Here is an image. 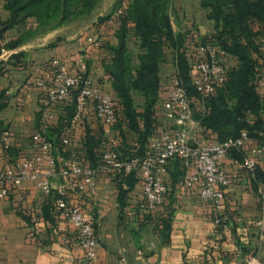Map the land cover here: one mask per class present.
Returning a JSON list of instances; mask_svg holds the SVG:
<instances>
[{"label": "crops", "instance_id": "crops-1", "mask_svg": "<svg viewBox=\"0 0 264 264\" xmlns=\"http://www.w3.org/2000/svg\"><path fill=\"white\" fill-rule=\"evenodd\" d=\"M201 2L199 7L211 33L214 21L207 17ZM180 7L186 9L182 4ZM4 11L7 17L8 11ZM102 15V11L96 13V17ZM108 20L98 25L94 19L89 30L64 37L56 45L51 43L61 30L38 34L15 47L6 45L26 29L35 27L33 18L9 28L5 37L0 38V167L13 168L18 159L35 155L33 134L41 125L44 93L34 80L45 73V67L55 57L62 58L71 72L85 62L96 81L111 87L104 63L113 56L108 44L118 42L120 21ZM98 30L104 34L102 44L95 42ZM19 52L24 54L12 58ZM163 85L168 87L164 81ZM86 117L81 120L85 125L79 124L75 136L82 151L85 126L99 129L93 111ZM190 124L192 135L199 137L196 119ZM5 128L12 130L11 150L4 148L1 139ZM105 129L110 131L105 133L108 137L118 134L114 128ZM256 144L247 142L246 150L250 152ZM255 156L260 165L258 172L244 169L232 155L225 159L232 179L224 200L230 229L216 226L211 203L182 182L175 186L169 182L172 197H167L154 211L127 220L117 206L119 188L115 175L99 171L97 193L72 194V199L94 218L100 236L94 259L85 256L73 225L55 215L56 194H46L33 181H26L10 197H0V264H264V181L258 178V173L264 172V150ZM21 207L30 210L32 221L24 220ZM34 227L39 232L36 239L31 237ZM63 236L70 241L65 242ZM242 248L246 253H242Z\"/></svg>", "mask_w": 264, "mask_h": 264}, {"label": "trees", "instance_id": "trees-1", "mask_svg": "<svg viewBox=\"0 0 264 264\" xmlns=\"http://www.w3.org/2000/svg\"><path fill=\"white\" fill-rule=\"evenodd\" d=\"M102 1L4 0L3 7L8 11V16L0 20V38L5 37L9 28L35 19V27L26 29L20 37L6 43L8 47L18 46L38 34L48 33L77 18L92 15ZM121 2L119 0L115 11L100 16L101 21H120L116 32L118 42L108 44L113 56L104 63L112 81L111 87H106L114 95L117 108V120L110 128L116 129L118 134L108 137L104 132L106 125L95 116L99 129H93L88 124L85 126L84 150L77 146L75 137L72 140V148L85 166L102 165L104 153L110 149L119 153L120 157L144 155L152 138L170 127L163 125L162 117L174 125L166 116L164 102L175 78L182 81L193 99V117L200 126L199 138L205 142L223 141L247 130L252 137L264 143V85L261 84L264 51L260 48V39L264 35V0H202L201 5L207 11V17L214 21V31L204 34L194 29H176L172 13L174 0H129L124 11L116 15ZM131 33L139 44L137 55L130 49ZM60 40L62 37H58L51 45H56ZM209 42L225 49L229 59L225 82L214 92L204 95L193 82L192 66L202 58L201 45ZM169 49L174 52L175 77L172 85L164 88L162 66L167 60ZM23 54H13L12 58ZM136 94L142 96V104L137 103ZM75 109V96L62 104L57 114V125L48 128L50 139L61 142ZM249 115L254 118L250 119ZM40 118L39 128L43 125L41 109ZM81 123L85 125L80 121L78 126ZM113 139L116 140L115 144ZM63 154L68 156L67 152ZM230 155L240 162L244 159L245 151L233 149ZM259 169L260 165L253 172ZM186 171L180 157L171 160L166 175L168 186L169 182L172 186L179 182L185 185ZM258 178L264 181V172L258 173ZM115 180L123 213L139 178L135 173H130L115 175ZM172 195L173 190L169 186L167 197ZM28 218L32 221V217ZM219 228L224 229L222 226ZM241 251L246 253L243 248Z\"/></svg>", "mask_w": 264, "mask_h": 264}, {"label": "built area", "instance_id": "built-area-1", "mask_svg": "<svg viewBox=\"0 0 264 264\" xmlns=\"http://www.w3.org/2000/svg\"><path fill=\"white\" fill-rule=\"evenodd\" d=\"M129 0H122L115 14L124 11ZM102 39H96L101 44ZM260 48L264 51V35L260 39ZM200 60L193 63L192 76L197 89L204 95L214 92L227 77L228 52L221 46L205 43L200 47ZM38 70L41 68L38 67ZM35 83L43 90L41 128L33 134L37 151L33 156L18 159L13 168L0 167V197H10L14 190L26 181H33L46 194H56L55 213L59 218L69 221L78 236L79 242L88 259L97 256L100 236L94 218L88 215L79 202L72 199V194L98 191L97 175L100 170L114 175L135 173L139 183L132 191V198L124 207L127 220L137 214H148L164 203L169 193L166 182L168 167L176 157H180L187 168L185 185L199 191L214 208V222L224 229L232 228L231 222L224 212L226 191L232 182L225 159L233 149L245 151L239 162L244 169L253 172L259 166L255 154L264 150V143L252 137L247 130L237 137H229L223 141L205 142L192 135L194 122L192 97L178 78L174 79L168 98L164 102L166 116L174 125L155 135L148 151L144 155L120 157L115 150L104 153V163L98 167L85 166L79 159L77 151L72 148V140L76 136L78 123L90 111L101 120L106 127L117 120V108L112 92L101 82L87 74V64L80 63L76 72H71L67 63L55 57L45 73L35 77ZM264 85V76L261 78ZM75 96L76 109L60 143L48 136V128L58 120V111L64 102ZM198 130L200 129L199 122ZM1 139L6 150L12 147V130L5 128ZM193 139V144L190 140ZM116 143V140H112ZM256 142L257 146L246 150L247 142ZM68 153L64 155L63 153ZM120 208V203L117 202ZM24 220L32 217L30 210L21 207ZM52 226H55L52 224ZM31 237H39L37 228H33ZM69 242L68 236L62 237ZM241 253V251L239 250Z\"/></svg>", "mask_w": 264, "mask_h": 264}, {"label": "rangeland", "instance_id": "rangeland-1", "mask_svg": "<svg viewBox=\"0 0 264 264\" xmlns=\"http://www.w3.org/2000/svg\"><path fill=\"white\" fill-rule=\"evenodd\" d=\"M3 2L4 0L0 1V20L6 18L4 7L2 6ZM118 2L119 0H103L101 5L92 13V15L77 18L67 25L56 28L55 30L57 31L61 30L60 35L56 36V40L58 39V37H62V39L64 37L66 38L72 37L76 34H80L81 31H85L86 29L89 30L91 28V24H94V21H93L94 19L97 20L98 25L100 23L104 24V21L102 22L99 16L96 17V13L102 11L104 15H107L108 13L115 11ZM199 2L200 0H175L174 5H176V7L172 8V13H173L174 21L176 24V29H184V31H188L189 29H192V30L194 29V30H197L200 34L209 32V25L204 18V12H202V9H200L199 7ZM181 4L183 6H186V9L185 7L184 8L180 7ZM109 21H114V20L109 19L108 22ZM94 35H96V39H99V38L102 39L104 34H101L100 30H98L95 32ZM129 45H130V49L132 50V52L135 55H137L140 48H139V44L136 41L133 33H131L130 35ZM173 53H174L173 50H170V49L168 50L167 60L162 66L163 81L167 86L172 85V81L175 77V68L173 64ZM135 98L138 104H142V101H143L142 96H140L139 94H136ZM159 110H161V107ZM249 117L250 119L254 118L253 115H249ZM161 121L163 125H165L166 127L171 126L170 121L167 120L166 118L162 117ZM104 132L109 133L110 131L108 129H104ZM106 141H108L107 136H106ZM29 143L30 145L32 144L31 142Z\"/></svg>", "mask_w": 264, "mask_h": 264}, {"label": "water", "instance_id": "water-1", "mask_svg": "<svg viewBox=\"0 0 264 264\" xmlns=\"http://www.w3.org/2000/svg\"><path fill=\"white\" fill-rule=\"evenodd\" d=\"M193 142H194L193 139H191V140H190V143L193 144Z\"/></svg>", "mask_w": 264, "mask_h": 264}]
</instances>
